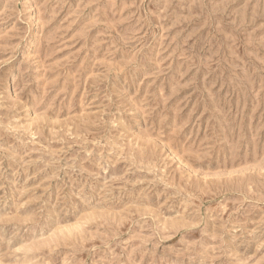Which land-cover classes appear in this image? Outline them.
Masks as SVG:
<instances>
[{
	"label": "rangeland",
	"instance_id": "obj_1",
	"mask_svg": "<svg viewBox=\"0 0 264 264\" xmlns=\"http://www.w3.org/2000/svg\"><path fill=\"white\" fill-rule=\"evenodd\" d=\"M0 264H264V0H0Z\"/></svg>",
	"mask_w": 264,
	"mask_h": 264
}]
</instances>
